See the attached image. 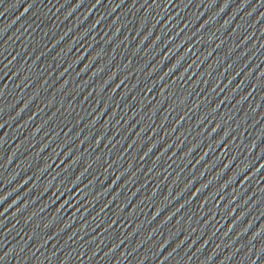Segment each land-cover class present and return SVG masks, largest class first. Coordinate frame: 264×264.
<instances>
[{
    "label": "water",
    "instance_id": "1",
    "mask_svg": "<svg viewBox=\"0 0 264 264\" xmlns=\"http://www.w3.org/2000/svg\"><path fill=\"white\" fill-rule=\"evenodd\" d=\"M0 264H264V0H0Z\"/></svg>",
    "mask_w": 264,
    "mask_h": 264
},
{
    "label": "snow or ice",
    "instance_id": "2",
    "mask_svg": "<svg viewBox=\"0 0 264 264\" xmlns=\"http://www.w3.org/2000/svg\"><path fill=\"white\" fill-rule=\"evenodd\" d=\"M27 11V10H26Z\"/></svg>",
    "mask_w": 264,
    "mask_h": 264
}]
</instances>
